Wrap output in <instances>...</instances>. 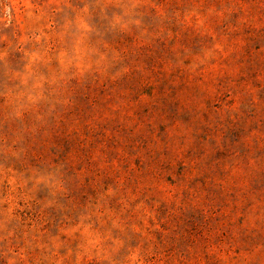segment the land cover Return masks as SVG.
<instances>
[{"label":"rangeland","instance_id":"374dc122","mask_svg":"<svg viewBox=\"0 0 264 264\" xmlns=\"http://www.w3.org/2000/svg\"><path fill=\"white\" fill-rule=\"evenodd\" d=\"M0 264H264V0H0Z\"/></svg>","mask_w":264,"mask_h":264}]
</instances>
